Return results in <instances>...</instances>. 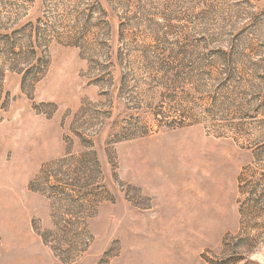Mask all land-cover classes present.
I'll list each match as a JSON object with an SVG mask.
<instances>
[{
  "label": "rangeland",
  "instance_id": "rangeland-1",
  "mask_svg": "<svg viewBox=\"0 0 264 264\" xmlns=\"http://www.w3.org/2000/svg\"><path fill=\"white\" fill-rule=\"evenodd\" d=\"M0 264H264V0H0Z\"/></svg>",
  "mask_w": 264,
  "mask_h": 264
}]
</instances>
